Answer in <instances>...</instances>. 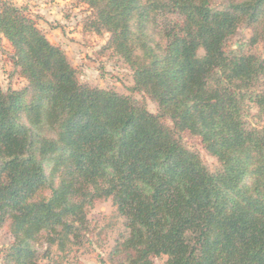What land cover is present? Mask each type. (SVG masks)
I'll return each mask as SVG.
<instances>
[{"label": "trees", "instance_id": "16d2710c", "mask_svg": "<svg viewBox=\"0 0 264 264\" xmlns=\"http://www.w3.org/2000/svg\"><path fill=\"white\" fill-rule=\"evenodd\" d=\"M84 28L110 33L133 70V97L79 80L60 47L11 0L0 33L27 84L0 85L3 264H66L90 232V208L111 199L128 235L112 264H264V0H82ZM183 18L163 24L158 13ZM247 43L228 48L239 28ZM201 138L210 171L164 123Z\"/></svg>", "mask_w": 264, "mask_h": 264}, {"label": "rangeland", "instance_id": "374dc122", "mask_svg": "<svg viewBox=\"0 0 264 264\" xmlns=\"http://www.w3.org/2000/svg\"><path fill=\"white\" fill-rule=\"evenodd\" d=\"M28 17L34 19L38 27L46 34L51 43L60 46L76 68L79 80L91 86L114 90L133 97L150 112L159 113L158 104L142 92L132 90L134 85L133 70L111 49L104 48L110 33L98 35L84 28V19L90 14V7L82 0H11ZM159 20L170 27H178L183 18L177 14L159 12ZM251 30L241 26L237 34L228 43V48H235L247 43ZM249 49L259 56H264V45L258 43ZM14 50L8 40L0 33V85L3 90L20 89L27 81L13 65ZM247 121L264 129V112L252 108ZM165 125L172 130L182 143L197 152L210 171L219 168L220 163L204 147L201 138L189 131H178L170 118L164 119ZM111 199L96 202L89 210L90 232L84 243L75 246L66 264H112L110 253L120 237L128 235L129 229L124 219L112 216ZM12 236L7 226L0 227V249L8 246ZM166 256L156 257V264H163ZM0 264L2 254H0Z\"/></svg>", "mask_w": 264, "mask_h": 264}]
</instances>
